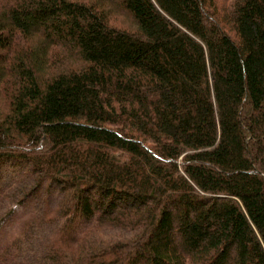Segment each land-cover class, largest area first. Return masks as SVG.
Masks as SVG:
<instances>
[{
  "label": "trees",
  "instance_id": "16d2710c",
  "mask_svg": "<svg viewBox=\"0 0 264 264\" xmlns=\"http://www.w3.org/2000/svg\"><path fill=\"white\" fill-rule=\"evenodd\" d=\"M8 166L0 264H264V0H0Z\"/></svg>",
  "mask_w": 264,
  "mask_h": 264
},
{
  "label": "rangeland",
  "instance_id": "374dc122",
  "mask_svg": "<svg viewBox=\"0 0 264 264\" xmlns=\"http://www.w3.org/2000/svg\"><path fill=\"white\" fill-rule=\"evenodd\" d=\"M27 168L25 166H8L3 168L2 170V181H0V186L8 187L12 184H15L16 181L22 179V176ZM46 189V188H45ZM59 200V189L57 187H53L50 189V192H44L39 197H32L30 202L26 205H19L17 200H11V203L1 202L0 203V217L9 215L11 210H13V214L11 217H8L7 223L3 228L0 229V250L4 247L9 241H11L17 234L25 219L29 218L34 212L43 208L46 201H49L51 205H56ZM39 231L36 232V234ZM50 230L45 228V232L42 233V237L39 239L33 238L34 242L32 243L31 249L30 247H26L24 255L33 257L35 255H40L41 247L43 242H45L49 237ZM114 233H110L112 235ZM45 239V241H44Z\"/></svg>",
  "mask_w": 264,
  "mask_h": 264
}]
</instances>
